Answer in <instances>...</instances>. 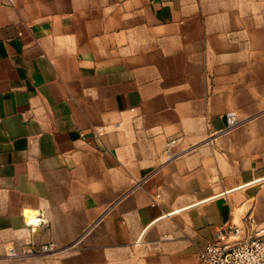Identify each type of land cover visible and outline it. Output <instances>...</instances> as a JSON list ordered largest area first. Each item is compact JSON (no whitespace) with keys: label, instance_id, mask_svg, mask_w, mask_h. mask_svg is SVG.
<instances>
[{"label":"crops","instance_id":"0c3cea01","mask_svg":"<svg viewBox=\"0 0 264 264\" xmlns=\"http://www.w3.org/2000/svg\"><path fill=\"white\" fill-rule=\"evenodd\" d=\"M229 227L264 243V0H0V264H202Z\"/></svg>","mask_w":264,"mask_h":264},{"label":"built area","instance_id":"2783aa9c","mask_svg":"<svg viewBox=\"0 0 264 264\" xmlns=\"http://www.w3.org/2000/svg\"><path fill=\"white\" fill-rule=\"evenodd\" d=\"M13 3V0H7ZM238 124L236 115L230 113L227 116V127L233 129ZM179 143L178 140H173L167 144L165 155L167 160H172L176 157L174 148ZM34 222L41 221L40 219H32ZM263 231L256 234L255 237L236 241L240 236L238 228L229 227L221 228L216 234L212 243L207 245L200 252V260L202 264H264V243L262 241ZM51 247H44V251L51 250ZM13 255L14 251L11 250Z\"/></svg>","mask_w":264,"mask_h":264},{"label":"water","instance_id":"95a60500","mask_svg":"<svg viewBox=\"0 0 264 264\" xmlns=\"http://www.w3.org/2000/svg\"><path fill=\"white\" fill-rule=\"evenodd\" d=\"M234 228H238V229L240 230V236L237 237L235 240H236V241H242V240H245V239H243V238L241 237L242 230H241L239 227H234Z\"/></svg>","mask_w":264,"mask_h":264}]
</instances>
